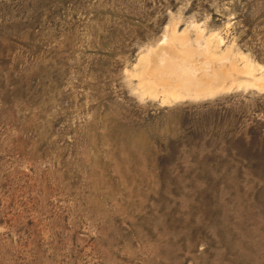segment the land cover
I'll use <instances>...</instances> for the list:
<instances>
[{"label": "rangeland", "instance_id": "obj_1", "mask_svg": "<svg viewBox=\"0 0 264 264\" xmlns=\"http://www.w3.org/2000/svg\"><path fill=\"white\" fill-rule=\"evenodd\" d=\"M0 264H264V0H0Z\"/></svg>", "mask_w": 264, "mask_h": 264}, {"label": "bare ground", "instance_id": "obj_2", "mask_svg": "<svg viewBox=\"0 0 264 264\" xmlns=\"http://www.w3.org/2000/svg\"><path fill=\"white\" fill-rule=\"evenodd\" d=\"M148 88V87H147ZM152 88H154V87H152ZM152 90H154V89H152ZM174 94V93H173Z\"/></svg>", "mask_w": 264, "mask_h": 264}]
</instances>
